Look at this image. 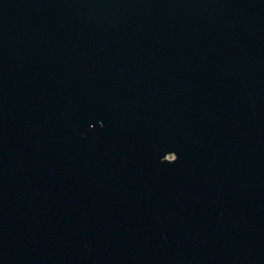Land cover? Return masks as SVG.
<instances>
[{
    "label": "water",
    "instance_id": "obj_1",
    "mask_svg": "<svg viewBox=\"0 0 264 264\" xmlns=\"http://www.w3.org/2000/svg\"><path fill=\"white\" fill-rule=\"evenodd\" d=\"M0 264H264V0H0Z\"/></svg>",
    "mask_w": 264,
    "mask_h": 264
}]
</instances>
